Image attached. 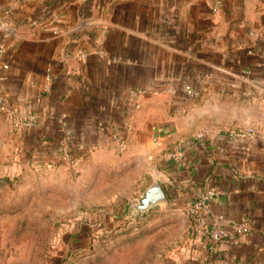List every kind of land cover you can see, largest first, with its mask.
Returning <instances> with one entry per match:
<instances>
[{
    "label": "crops",
    "instance_id": "0c3cea01",
    "mask_svg": "<svg viewBox=\"0 0 264 264\" xmlns=\"http://www.w3.org/2000/svg\"><path fill=\"white\" fill-rule=\"evenodd\" d=\"M0 45V112L36 162L58 160L62 114L92 149L152 145L169 207L186 213L202 191L220 192L209 211L230 234L191 229L200 261L264 264V0H0ZM100 120L122 146L96 134Z\"/></svg>",
    "mask_w": 264,
    "mask_h": 264
},
{
    "label": "rangeland",
    "instance_id": "374dc122",
    "mask_svg": "<svg viewBox=\"0 0 264 264\" xmlns=\"http://www.w3.org/2000/svg\"><path fill=\"white\" fill-rule=\"evenodd\" d=\"M117 148H91L74 164L36 162L0 112V264H208L193 251L188 215L169 200L129 214L163 157L152 145Z\"/></svg>",
    "mask_w": 264,
    "mask_h": 264
},
{
    "label": "built area",
    "instance_id": "2783aa9c",
    "mask_svg": "<svg viewBox=\"0 0 264 264\" xmlns=\"http://www.w3.org/2000/svg\"><path fill=\"white\" fill-rule=\"evenodd\" d=\"M4 47L0 45V55L3 54ZM76 56L79 60L86 58L87 54L83 50H77ZM3 68H7V65H3ZM45 84L44 89L50 91L53 83V75L50 68H47L45 71ZM144 90L139 89L133 92V95H140ZM182 96L185 99H193L197 96L196 89L190 84H184L182 89ZM4 106V97L0 93V109ZM137 106H139L137 104ZM59 129L60 135L55 144L54 153L58 159L67 164H74L80 157L81 154L90 150L92 145L88 142L85 135H78L75 133L73 128L69 125L66 117L62 114L59 119ZM33 121L27 123L28 126H32ZM249 132L252 130L249 128ZM96 134L98 135H109L112 138V141L122 146L124 138L123 135L116 132H109L107 125L104 121H98L96 123ZM236 135V132L227 131V136L229 139L233 138ZM205 133L198 132L193 135V139H203ZM169 156L174 162L179 166L183 167L185 165V159L182 155V150L180 148H175L169 152ZM220 194L219 190L215 187H210L202 191L197 197L192 199L185 208L186 214L188 215L191 221V228L195 233H199L207 237L210 241L213 242H222L228 238L230 232L226 227L223 226V223H218L219 221L224 222L225 219L222 215H212L209 211L210 202ZM231 230L235 233L242 234L248 231V226L245 224H235L231 225Z\"/></svg>",
    "mask_w": 264,
    "mask_h": 264
},
{
    "label": "water",
    "instance_id": "95a60500",
    "mask_svg": "<svg viewBox=\"0 0 264 264\" xmlns=\"http://www.w3.org/2000/svg\"><path fill=\"white\" fill-rule=\"evenodd\" d=\"M167 202L168 198L161 183L157 178H152L142 193L129 205V214L133 217H139L150 208L166 205Z\"/></svg>",
    "mask_w": 264,
    "mask_h": 264
}]
</instances>
